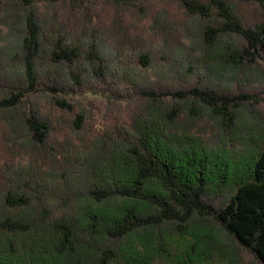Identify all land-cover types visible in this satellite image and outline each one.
<instances>
[{"label":"trees","instance_id":"obj_1","mask_svg":"<svg viewBox=\"0 0 264 264\" xmlns=\"http://www.w3.org/2000/svg\"><path fill=\"white\" fill-rule=\"evenodd\" d=\"M85 1L0 0V264H264V0Z\"/></svg>","mask_w":264,"mask_h":264},{"label":"rangeland","instance_id":"obj_2","mask_svg":"<svg viewBox=\"0 0 264 264\" xmlns=\"http://www.w3.org/2000/svg\"><path fill=\"white\" fill-rule=\"evenodd\" d=\"M77 3L80 5L84 6L86 1L85 0H76ZM111 94L104 92L102 90L99 91H89V92H84L77 97L81 100H84L86 105L87 103H91L93 100H107L108 98L112 100L110 97ZM92 109V107H90Z\"/></svg>","mask_w":264,"mask_h":264}]
</instances>
